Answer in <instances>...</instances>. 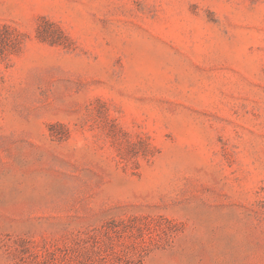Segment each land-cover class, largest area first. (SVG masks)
<instances>
[{
	"label": "rangeland",
	"instance_id": "374dc122",
	"mask_svg": "<svg viewBox=\"0 0 264 264\" xmlns=\"http://www.w3.org/2000/svg\"><path fill=\"white\" fill-rule=\"evenodd\" d=\"M0 264H264V0H0Z\"/></svg>",
	"mask_w": 264,
	"mask_h": 264
}]
</instances>
